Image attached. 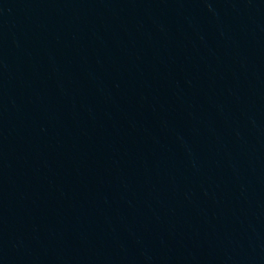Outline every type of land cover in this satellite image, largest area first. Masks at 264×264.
I'll return each instance as SVG.
<instances>
[{
	"label": "water",
	"instance_id": "1",
	"mask_svg": "<svg viewBox=\"0 0 264 264\" xmlns=\"http://www.w3.org/2000/svg\"><path fill=\"white\" fill-rule=\"evenodd\" d=\"M170 264H264V0H169Z\"/></svg>",
	"mask_w": 264,
	"mask_h": 264
}]
</instances>
